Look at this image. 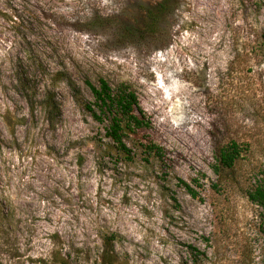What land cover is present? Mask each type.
I'll return each mask as SVG.
<instances>
[{"label":"rangeland","instance_id":"rangeland-1","mask_svg":"<svg viewBox=\"0 0 264 264\" xmlns=\"http://www.w3.org/2000/svg\"><path fill=\"white\" fill-rule=\"evenodd\" d=\"M162 1L0 0V264H100L112 233L122 264H264L247 194L264 171V0H169L154 31ZM58 72L88 100L86 79L137 92L151 124L125 136L132 161ZM230 140L248 147L220 179Z\"/></svg>","mask_w":264,"mask_h":264},{"label":"trees","instance_id":"trees-1","mask_svg":"<svg viewBox=\"0 0 264 264\" xmlns=\"http://www.w3.org/2000/svg\"><path fill=\"white\" fill-rule=\"evenodd\" d=\"M168 5L169 0H164L148 10L150 16L149 27L152 30L155 31L156 28L161 26V18L168 12ZM131 32H133V36V30H127L126 34H131ZM262 37L264 47V33ZM56 79L65 80L71 88L76 102L81 107L91 112L96 120L101 122L104 121L105 118L110 120V124L107 128V136L111 139L118 152L128 161H132L134 159V153L125 141V136L129 133L136 132L138 129L148 127L151 124V120L147 117L146 111L141 107L137 92L132 86L122 82L114 88L109 81L103 77L99 79L98 85L86 79L85 83L94 96V100H88L82 95L78 82L66 72H58ZM41 106L50 113L60 112V106L55 100V96L51 93L44 95ZM32 109H35L33 102ZM144 147L147 153H154L158 157H163L165 155L164 147L153 141L145 143ZM247 147V143L237 140H230L219 146L216 153L217 161L214 165V169L220 176V179L223 178V172L225 170H232L235 168L239 160L243 158ZM180 182L193 197L198 195L196 189L190 183L183 179H180ZM247 194L251 202L260 206L264 213V171L260 177H257L252 187L248 189ZM116 237V234L112 233L105 238V247L101 254L100 264H122L115 252L114 240ZM62 264L67 263L64 262Z\"/></svg>","mask_w":264,"mask_h":264}]
</instances>
